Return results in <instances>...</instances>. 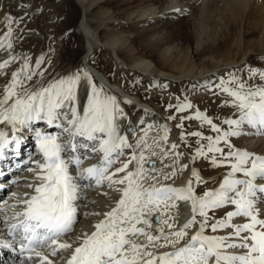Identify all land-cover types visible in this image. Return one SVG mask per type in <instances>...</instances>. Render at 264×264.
Wrapping results in <instances>:
<instances>
[{
	"label": "snow or ice",
	"instance_id": "6c2138e0",
	"mask_svg": "<svg viewBox=\"0 0 264 264\" xmlns=\"http://www.w3.org/2000/svg\"><path fill=\"white\" fill-rule=\"evenodd\" d=\"M6 22L7 35L10 37L14 21L6 18ZM5 46L7 49L12 48L10 39L6 45L0 41V48ZM17 59L16 56H10L0 63V69ZM42 63L41 58L36 67L39 68ZM28 69V58H25L21 69L24 79L20 78L21 72H13L10 83L4 86L0 94V125H3L0 127V160L5 158V151L10 145L14 144L18 154L22 138L17 133L28 128L33 121L45 120L49 126L55 124L67 134V140L62 144L58 135L36 132L42 161L36 163V169L29 170L34 172L38 183L28 185L34 194L20 201L25 207L23 211L14 213L12 218L18 222L11 224L8 229V234L14 239L17 233L20 234L21 252L27 250L34 253L40 264H53L48 256L37 251V248L45 246L51 249L52 256H56L58 250L73 249L66 264H264V219L260 218V209L257 207L258 202L264 203V195H260L264 194V184L256 183L258 179L264 180V156L237 149L230 140L231 137L243 134L240 130L243 125L264 135V70L248 68V79L258 77L262 83L250 85L230 73L227 79L222 78L216 85L220 92L230 98L224 103L230 104L239 113L238 119L223 121L229 125L228 130H222L199 109L194 115L181 118L182 121L198 120L201 127L206 124L216 133L214 137L204 136L200 131L189 133L198 138L196 143L199 145L192 160L210 159L215 167L230 168L217 189L206 190L198 195L192 179L183 187L165 184L157 186L155 183L145 187L146 179H157L155 176L147 177L144 168V149L152 146L148 143V133L154 125H147L135 144L130 143L128 136L120 131L118 119L123 116V109L115 96L106 95L102 89L92 85L87 104L81 112L77 107V86L81 80L79 72L30 91L24 87V80L31 81L36 73ZM83 75L88 77L87 73ZM177 99L178 103L174 106L177 112L193 107L190 102H179ZM64 108H68L69 112L62 113ZM61 116L66 126L56 123ZM169 119L175 117L170 116ZM160 127L163 134L159 139L153 138L157 146L160 140L167 142L170 131L166 125ZM177 127L183 128L184 125L181 122ZM77 138H83L91 144ZM180 139L185 140L183 132ZM201 140H207V145L201 144ZM222 143L227 147V152L220 147ZM177 147L173 143L171 150ZM80 149L87 150L85 155L87 152L100 155L99 164L81 169L80 155H74L71 159L63 155L66 152L69 155L78 153ZM126 149H131L128 159L121 162L114 172H109L120 157L125 155ZM161 150L165 157L169 155L168 151ZM179 155L176 153L177 157ZM70 164H74L86 179H94L97 185L107 181L110 188L114 185L122 186L114 188V191L120 193L119 199L94 224V231L76 236L72 243L60 242L62 237L73 232L77 222V206L74 202L78 199L80 186L69 172ZM133 164V169L129 170V165ZM187 167L182 165L181 170ZM152 171H156L155 167ZM119 173L124 175L118 177ZM237 174L243 178H238ZM175 176L176 171L173 170L164 175V179ZM191 176L196 183L200 182V174L195 168ZM177 201L190 202L191 218L175 231L166 233L164 227H160L159 234L149 233L146 230L151 227L148 217L157 212L160 213L158 223L173 229L174 225L169 221L174 218L170 215L167 219L163 217L169 209L177 207ZM227 205H233L234 210L227 211L223 218L210 223L213 217L209 212L223 209ZM0 212H3L2 207ZM236 217L244 218L245 222L234 224L233 219ZM194 226L197 230L189 236L188 230ZM207 229H211L212 233L223 229L231 231L225 235H208L205 234ZM140 236L144 237V242H139ZM185 238L187 242L181 244ZM23 241H27V244ZM74 243L77 246L73 248ZM12 246L8 241H0V248ZM155 247H170L172 250L163 253L149 251V248ZM28 259L31 260L32 256Z\"/></svg>",
	"mask_w": 264,
	"mask_h": 264
},
{
	"label": "bare ground",
	"instance_id": "6f19581e",
	"mask_svg": "<svg viewBox=\"0 0 264 264\" xmlns=\"http://www.w3.org/2000/svg\"><path fill=\"white\" fill-rule=\"evenodd\" d=\"M75 1L81 8V17L76 31L78 34L82 35L86 43L85 54L78 66L74 65V61L71 59L75 55L74 51L76 49L73 51L72 47H68V45L57 41L60 40L59 32H25L21 34L23 35L22 43L24 41V45L22 46L19 44L21 41L17 43L13 34L10 37L7 35V31L4 30L5 25L4 29L2 28L5 11H0V41H4L5 45L9 39L12 42L11 49H7L6 46L0 48V63L8 60L10 56L18 57L17 60L10 63L6 68L0 69V73H2L0 74V94H2L4 86L10 83L12 73L21 72L26 58L24 54L26 52L23 53L21 50L18 54L17 50L20 49V47L27 49L26 51L30 59L31 57L33 58L31 59L32 65L35 67L38 59L35 60L33 54L35 56L38 52L32 47L37 40H43L48 45V50H52L53 46L48 42L53 39L55 40V49L50 51L52 52L51 56L53 57V61H51L53 64L50 63L51 65H48L49 67L42 72V76L36 73L31 81L24 80V87L30 91H36L40 86H47L49 82L63 74L62 72L68 71V75L79 72L81 74V80L77 86V107L82 112L87 104V97L91 94L92 85L98 88L91 78L84 77L83 74L87 73L102 86L108 95L116 97L120 108L123 109V116L118 119L120 131L122 134L128 136L130 143L135 144L136 139L143 135L142 130L146 128L147 125H154V128L151 130L153 134H148V143L152 146L151 148L144 149V168L147 177L155 176L157 179H146L144 181L145 187L154 183L157 184V186L165 184L183 187L189 179H192L196 192L200 195L197 188L202 187L200 184L210 183L212 186L214 182L224 178L228 171H230V168L226 166L212 176H207L204 172L206 170L199 168L192 160L190 153L185 150L178 129L167 120L162 113L146 101H143L140 98L141 95L136 96L131 94L114 81L113 78L103 71L100 64H96L93 60V56L97 52L110 53L112 59L123 69L142 74L152 85L159 84L162 79L177 81L190 78V80L196 83L200 88L203 86L202 84L207 85V82L213 75L223 73L225 70H229L232 67H239L247 58L260 55L264 52V0H125V2H127V4L125 3L127 7H125L123 13H120L121 15L119 17L122 20L117 24L122 26L132 23V27H139L143 32L141 38L145 40L148 47L158 53V57L165 65L179 71L180 75L161 71L156 61L150 58L142 57L132 63L126 60L123 53L130 55L131 58H133L134 53L132 48L128 49L129 47H127V42L129 40L122 32H120L122 36H117L112 29L110 32L108 31L111 26L114 25L110 22L113 18L109 16L111 0ZM2 4L3 2L0 5L2 6ZM219 5H221V7H219L221 10L218 11V7L216 8V6ZM92 8H95V10L100 9L97 21H95L90 14ZM228 11L235 13L238 17L237 20L246 21L249 26L254 25L255 31H259L260 33L259 39L256 41L255 45L249 46V44V47H247L246 39L248 35L251 34L252 29L250 32L249 30L243 31L236 38V42H234V45H236V53L229 55V57H227V62L217 61L213 58L209 62V66L202 65V68L197 69L198 67L194 64L193 53L199 51L212 36L213 26L211 27L212 24H209L207 21L212 19L210 21L221 23L224 21L223 17L225 18V14H227ZM37 35L41 37L38 38ZM30 39L34 40L31 41ZM62 77H66V73L65 76ZM20 78L22 80L24 79V72H21ZM133 106H135L134 111L131 109ZM61 112L68 113L69 109L64 108ZM140 121H143V123H140ZM56 123L66 126V121H64L63 116H61ZM162 125H166L168 129H170L168 133L170 141L169 145H165L163 143L164 141L160 140L159 146H157L153 143V138L159 139L158 130L162 131L160 127ZM0 127H3V125H0ZM29 128L30 130L28 131ZM240 130L243 134L238 137H233V140H240L241 150H247L248 152L264 156V135L257 134L256 129L247 125H243ZM36 132L58 135L60 137L59 142L62 144L67 140V134L63 133L62 128L56 127L55 124L49 126L45 120L33 121L28 128L22 129L17 133V135L22 138L18 154L13 144L6 149L5 158L0 160V167H2L3 171L7 170V167L4 166L8 164L16 166L27 164L18 174H14L12 177H5L3 174L0 175V207L3 208V212H0V241H8L13 245L11 248H0V264H40L39 258H37L34 253L21 252V239L19 233L15 235V239L8 234L9 226L18 222L17 219L12 218L14 213L23 211L25 207L20 201L34 194L33 189L28 187V185L38 183V181L35 180L34 172L29 170L36 169V163L42 161V154L39 151ZM77 139L81 140L83 143L91 144V142L85 141L83 138ZM173 143L178 145L175 150H171V145ZM161 149L168 151L169 155L165 157ZM86 151L85 149H80L78 153L69 155L66 152L63 155L68 159H71L74 155H80L82 158V164L80 165L81 169L90 167L96 163L99 164L100 155L91 152H87V155H85ZM137 151L139 152L140 150ZM130 152L131 149H126L125 155L120 157V160L109 169V172H114L115 169L120 166L121 162L127 160ZM153 152L156 154L153 155ZM176 153L180 154L179 157L176 156ZM182 154L184 160L182 159ZM15 156H19V158L17 159ZM182 165H187L188 167L181 170ZM133 167L134 164L129 165V170H132ZM153 167H155L156 171H152ZM193 168L200 174V182L197 185L195 178L191 176ZM173 170L176 171V176L165 180L164 175L171 173ZM69 172L74 177L75 182L80 186L78 199L74 202L77 206V222L74 225L73 232L62 237L60 242L67 241L72 243L76 236L85 232L90 234L94 231V224L102 219L103 213L114 207L116 201L119 199L120 193L114 191V188L122 186L114 185L110 188L107 181L97 185L94 179H86L82 176L74 164H70ZM117 175L119 177L124 174L119 173ZM237 177L243 178L241 174H237ZM256 183L257 185L264 184V180L258 179ZM227 207H231L233 208L232 210H234L233 205H227L224 208L227 209ZM257 207L260 209V218L264 219V203L258 202ZM94 213H100L101 215H94ZM169 215L174 218L169 221V223L174 225L173 229H168L166 225H161L155 220L156 216L160 218V213L157 212L148 217L151 221V227H147L146 230L156 235L159 234L158 229L160 227H164L166 233L179 229L191 218L190 202L177 201V207L169 209L163 218L167 219ZM197 219L199 220L200 217L197 216ZM244 222L245 219L241 217L233 219L234 224ZM139 226L143 225H138V227ZM196 230L197 228L195 226L189 229V236ZM230 231L231 229L220 230V235H225ZM205 234L216 235L211 232V229H207ZM138 239L139 242H144L143 236H140ZM186 242L187 238L181 241V244ZM75 246L77 245L74 243L73 248ZM53 247H55V245ZM72 250L73 249L58 250L57 255L52 256L51 249L47 246L44 248H37V251H41L44 255L48 256V258L53 261V264H66V260L70 258ZM171 250L170 247L149 248V251H153L154 253H163ZM29 256H32L31 260L28 259Z\"/></svg>",
	"mask_w": 264,
	"mask_h": 264
},
{
	"label": "rangeland",
	"instance_id": "374dc122",
	"mask_svg": "<svg viewBox=\"0 0 264 264\" xmlns=\"http://www.w3.org/2000/svg\"><path fill=\"white\" fill-rule=\"evenodd\" d=\"M0 2H3L2 6L0 5V11H5L2 28L4 29L5 25L4 30L7 31L6 29H8V24L6 22V18H11L14 21V23L11 25L12 34L16 38L17 43L21 41L19 44L22 46L24 45V41L22 43L23 35L21 34H24L25 32H59L60 40L57 41L68 45V47H72L73 51L74 49H76L74 51L75 55L71 59L72 61H74V65L78 66L85 54L86 43L82 35L78 34L76 31L81 17V8L75 0H0ZM125 3L127 4L125 0H111L110 7L108 6L110 9L109 16L113 18L110 20V22H112L111 24L114 25H112L108 31L110 32V30L112 29V31L115 32L117 36H122V34H124L129 40L127 42V47H129L128 49L132 48L134 53L133 58H131L130 55H126L123 53L126 60L129 63H132L142 57L150 58L156 61V63L158 64V68H161V71L180 75L179 71L165 65L158 57V53L148 47V44L145 42V40L141 38L143 36V32L139 27H132V23L122 26H119V24H117L122 20L119 17L121 15L120 13H123L125 7H127ZM219 7H221V5L216 6L218 11L221 10L219 9ZM99 12L100 9L95 10V8H92L90 10V14L92 18L95 19V21H97L99 17ZM233 14L235 13H231L228 11L227 14H225V18L223 17L224 21L221 23L210 21L212 19L207 21L209 24H212L211 27L213 26V31L211 30L212 36L210 40L206 42L199 51L193 53V60L194 64H196V66L198 67L197 69L202 68V65L209 66V62L213 58L217 61L227 62V57L236 53V45H234V42H236V38L243 31L249 30L250 32L252 29L251 34H249L246 39L247 47L252 46L253 44L255 45L256 41L259 39L260 33L259 31H255L254 25L249 26L246 21L243 22L237 20V15ZM120 32H122V34H120ZM37 37L40 38L41 36L37 35ZM30 40L33 41L34 39ZM54 42L55 40L53 39L48 42L53 46V49H55ZM47 46L48 45L43 40H37L35 45L32 47L35 48L36 52H38L36 53L37 56L35 54L36 58L33 54L34 59H43V65L40 64L41 67L39 66V68L32 65L31 59L33 58L31 57L30 59V56L26 51L27 49L20 47V49L17 50L18 54L19 52H21V50L23 51V53L26 52L24 54V57L28 58V71L35 72L39 76H42L41 73L45 71V69H47L51 64H53V57L51 56L52 52H50L53 49L48 50ZM263 54L264 52L260 55L251 56V58H247L245 62L239 67H232L229 70H225L223 73L213 75L212 77H210L207 85L202 84L203 86L200 87L201 89L196 83L190 80V78L180 79L181 81H169L167 79H162L159 84L152 85L151 82L142 74L123 69L112 59V55L110 53L97 52L93 56V60L96 62V64H100L103 71H105V73H107L111 78L114 79V81L120 84L128 92L136 96L141 95L140 98L143 101H146L148 104L162 113L167 118V120H169L178 129L179 135H181V133L183 132L185 134V140L181 141L185 147V150L190 153L191 156H193L195 154L196 148L199 147V145L196 143L198 138L189 135V133L200 131L204 136L213 137L216 135V133L213 132L210 126L206 124L201 127V123L198 120L184 119L182 121L181 118L192 116L194 115L195 111L199 109L202 113L207 114V116L211 118L213 122L217 124L222 130H228L229 125L224 124L223 121L225 119H238L239 113L230 104L226 105L224 103L225 100H228L230 98L227 97L226 94L220 92L216 85L220 83V80L222 78L227 79L230 73H234L241 79L247 81L250 85L262 83L261 81H259L258 77L251 80L248 79V68L253 67L264 70ZM67 72L68 71L62 72L64 75L61 74L52 81L59 80L60 78H62V76H65V73L67 76L69 74V72ZM35 75H33V77H35ZM88 76L90 77L87 78H91V80L97 85L98 89H102L103 93L108 95V93L102 88V86L99 85V83L95 81V79L91 75ZM177 98H179V102H190L193 107L191 109H187L184 112H177L174 107L178 103ZM169 105H172L173 107H169ZM134 108L135 106L131 108L132 111H134ZM170 116L175 117V119H169ZM181 122L183 123L184 127L178 128L177 125ZM29 130L30 128L28 129V131ZM151 132L152 131H149L148 134H153ZM158 132L157 133L159 136L163 134L161 130H158ZM230 140L237 149L241 150L239 139H235L234 141L233 137H231ZM169 141L170 138L168 134L167 142L164 141L163 143L165 145H169ZM200 143L207 145L208 141L201 140ZM220 147H223L225 149V152L228 151L227 147L223 143L220 145ZM182 159L184 160L183 154ZM194 163H196L199 168L206 170L204 172L207 176H212L219 170L226 167H215L211 164L210 159L205 158L196 159ZM95 165H97V163ZM222 181L223 178H221L217 182H214L213 185L215 186H211L210 183L200 184L202 187H197L200 195H202L206 190L217 189ZM197 184L198 183H196V185ZM230 208L231 207H227V209L223 208L224 210L218 209L214 212L210 211L209 215L213 217V220H211L210 223L214 222L216 219L223 218L224 214L227 211H232L233 208ZM215 234L220 235V230Z\"/></svg>",
	"mask_w": 264,
	"mask_h": 264
},
{
	"label": "water",
	"instance_id": "95a60500",
	"mask_svg": "<svg viewBox=\"0 0 264 264\" xmlns=\"http://www.w3.org/2000/svg\"><path fill=\"white\" fill-rule=\"evenodd\" d=\"M158 219H159V216L156 217V220H158Z\"/></svg>",
	"mask_w": 264,
	"mask_h": 264
}]
</instances>
